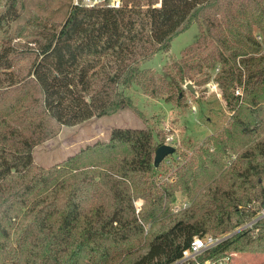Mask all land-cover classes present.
I'll use <instances>...</instances> for the list:
<instances>
[{
    "label": "trees",
    "instance_id": "16d2710c",
    "mask_svg": "<svg viewBox=\"0 0 264 264\" xmlns=\"http://www.w3.org/2000/svg\"><path fill=\"white\" fill-rule=\"evenodd\" d=\"M76 1L34 47L0 45V264H175L195 236L226 234L183 264L264 255V219L234 233L264 208V136L242 148L264 123V0ZM20 2L5 0L0 31L20 18ZM192 24L196 40L169 69L143 67ZM26 56L24 71L16 61ZM217 68L232 126L207 141L213 152L184 156L172 178L154 166L166 140L150 127L115 128L51 167L34 164V149L62 127L141 116L131 90L183 108L188 81L199 87ZM177 192L192 203L173 214ZM147 224L157 228L145 237Z\"/></svg>",
    "mask_w": 264,
    "mask_h": 264
},
{
    "label": "rangeland",
    "instance_id": "374dc122",
    "mask_svg": "<svg viewBox=\"0 0 264 264\" xmlns=\"http://www.w3.org/2000/svg\"><path fill=\"white\" fill-rule=\"evenodd\" d=\"M109 1L112 2L113 0ZM76 2V0H21V16L4 31H0V45L6 42L12 46L34 47L32 40L36 38L35 35L38 30L44 27L45 24H62L70 6ZM4 3L5 0H0V13L5 9ZM197 36L198 27L196 24H192L188 30L173 40L168 54L158 53L154 58L146 62L143 67L151 68L158 73L165 72L171 66V61L178 59L181 52L193 43ZM258 40L261 41L262 39L258 37ZM30 60L31 58L26 56L19 58L16 63L21 69L26 71ZM219 69L209 71V80L199 87L193 84L194 81H188L196 90V98L190 94L189 89L185 86L186 104L183 108L166 103L160 97L154 98L146 95L140 89L131 90L142 113L141 116H137L131 111H123L114 116L95 118L78 126L62 127L56 137L34 149V164L45 168L51 167L78 152L86 145L107 140L111 130L115 128L139 129L150 127L153 129L156 139L159 138L160 140L161 136H165L166 140V136L170 133L174 137L172 145L176 148V151L174 154L167 156L161 162L160 167L163 178L167 179L170 176L172 178L177 168L184 163V156H188L189 159L194 157L203 145L209 146L210 151L213 152L215 150L213 144L208 145L207 141L212 136H224V129L232 126L230 117L233 113L226 107L220 85L217 82ZM210 85H214L217 91L211 89ZM241 93L242 88L235 92L236 95ZM261 118V120H264V114ZM263 136L264 123L258 127L257 133L242 137L246 145L242 148H246L248 144H251L252 139L256 140ZM233 155L234 153L232 152L226 155L227 165L234 161V157L236 158V155ZM201 156L203 161L207 162L208 156L205 153H202ZM4 159L6 162H12V156L9 154H6ZM17 168L18 166L14 167L13 171ZM162 181L165 180L163 179ZM176 196L177 200L172 205L173 214L186 209L192 203V200L181 192H177ZM185 203L187 204L186 208L183 207L179 212H174L175 205L182 206ZM142 204V200L136 202L137 213L140 212ZM156 228L157 226H154V224H147L144 236H148ZM229 261L230 264H264V255L236 254Z\"/></svg>",
    "mask_w": 264,
    "mask_h": 264
},
{
    "label": "built area",
    "instance_id": "2783aa9c",
    "mask_svg": "<svg viewBox=\"0 0 264 264\" xmlns=\"http://www.w3.org/2000/svg\"><path fill=\"white\" fill-rule=\"evenodd\" d=\"M87 2H90V0H87ZM98 2H100V0L91 1L92 5ZM110 5L115 8H118L121 6V1L113 0L112 2H110ZM210 88L213 89L214 91H217V88L214 85H210ZM165 142H166L165 144L173 146L172 144L174 142V137L173 135H171V133L166 136ZM186 206H187L186 203L182 204V206L175 205L174 212H179L180 210H182L183 207L186 208ZM262 219H264V208L259 210V212L256 214V216L251 221L246 223L244 226L238 228V230L242 231L243 229H246V228L253 229L254 226ZM226 237H227L226 235L219 236V237L195 236L191 243V246L183 252L182 258L175 264H183L184 262L196 260L198 256H200L205 251H208L212 249L213 247L217 246L218 244H220ZM206 264H213V263L207 262ZM219 264H226V262H219Z\"/></svg>",
    "mask_w": 264,
    "mask_h": 264
},
{
    "label": "water",
    "instance_id": "95a60500",
    "mask_svg": "<svg viewBox=\"0 0 264 264\" xmlns=\"http://www.w3.org/2000/svg\"><path fill=\"white\" fill-rule=\"evenodd\" d=\"M186 88H188L192 93L196 94V91L191 83L186 84ZM176 151V148L167 144H163L159 146L155 152V159H154V166L155 168H158L161 162L169 155L174 154ZM239 230H236L237 233Z\"/></svg>",
    "mask_w": 264,
    "mask_h": 264
},
{
    "label": "crops",
    "instance_id": "0c3cea01",
    "mask_svg": "<svg viewBox=\"0 0 264 264\" xmlns=\"http://www.w3.org/2000/svg\"><path fill=\"white\" fill-rule=\"evenodd\" d=\"M93 120V119H92ZM91 121V120H90ZM33 159H34V151H33Z\"/></svg>",
    "mask_w": 264,
    "mask_h": 264
}]
</instances>
